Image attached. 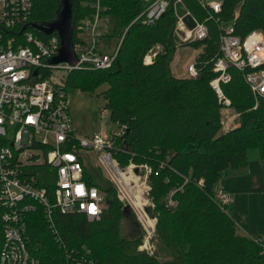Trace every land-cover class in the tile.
Masks as SVG:
<instances>
[{
  "label": "trees",
  "instance_id": "1",
  "mask_svg": "<svg viewBox=\"0 0 264 264\" xmlns=\"http://www.w3.org/2000/svg\"><path fill=\"white\" fill-rule=\"evenodd\" d=\"M63 1L31 0L27 24L53 21ZM151 1L100 0L104 8L100 14L108 19L102 36L116 37L120 44L116 59L105 69L70 70L64 88L66 92L94 90L107 83L101 93L104 108L112 122L126 126L115 141L114 156L122 167L130 162L149 166L153 203L149 213L156 217L152 240L165 258L154 250L152 254L138 250L143 230L135 215H130L125 232V207L116 187L87 164L84 180L104 194L100 216L89 219L84 212L62 213L53 207L51 226L44 209L37 205L26 213L29 251L39 264H75L74 259L93 264H264L259 245L245 233L236 232L227 205L222 206L214 195L215 182L223 172L246 169L248 148L256 147L264 160V96L252 93L242 79L243 72L229 67V80L221 83V93L238 116L234 128L223 130L221 104L208 85L217 76L211 63L223 27L231 25L232 35L239 38L252 31L264 36V0H218V13L202 8L198 0H180L189 15L207 29L205 38L198 41L177 37L176 0H167L160 17L144 24L139 15ZM69 2L76 39V26L95 9L89 0ZM156 46L160 50L146 64L144 57ZM179 46L200 49L195 78H177L170 72L169 64ZM47 72L43 70L45 75ZM195 144L196 148L187 150ZM44 177L48 182L54 179L53 174ZM45 185L50 191L52 186ZM169 194L175 202L171 207L166 205ZM2 242L0 225V249Z\"/></svg>",
  "mask_w": 264,
  "mask_h": 264
},
{
  "label": "built area",
  "instance_id": "2",
  "mask_svg": "<svg viewBox=\"0 0 264 264\" xmlns=\"http://www.w3.org/2000/svg\"><path fill=\"white\" fill-rule=\"evenodd\" d=\"M198 1L202 8L219 12L221 1ZM88 3L95 12L76 26L73 50L77 60L70 65L50 62L59 53L60 38L55 32L45 35L28 25L31 0H0V225L3 231L0 264H39L28 248L26 221V213L37 205L42 206L51 226L53 207L62 213L81 211L89 219L100 216L104 194L84 180L89 150L99 152L100 167L111 177L118 199L123 205L125 202L132 205L136 211L137 223L143 230L138 250L149 254L154 250L152 237L156 217L149 213L153 203L149 197L150 186L146 183L149 166L130 162L122 167L114 156L118 149L115 141L122 137L126 126H118L119 131L109 136L98 133L91 138H77L73 133L64 88L67 73L72 69L112 66L120 45L112 52L102 50L100 41L108 19L100 14L104 9L100 0ZM167 5V0H152L139 16L142 15L144 24H150L160 17ZM223 28L218 36V52L211 63L217 76L211 78L208 85L221 104V126L225 129L226 120L232 121L233 117L222 112L230 109V101L221 93L220 85L229 80V67L243 72L242 79L252 93L264 96V36L252 31L239 38L232 35L231 25ZM174 30L182 41H198L207 35L204 24L195 21L193 30H188L179 17ZM158 50L159 46L152 47L144 62L149 63ZM195 63L186 67L190 78L198 74ZM58 69L63 70L64 75ZM247 69L250 71L245 72ZM43 70L48 71L46 75ZM34 71H37L35 75ZM45 174H53L54 179L46 181ZM45 182L52 186L50 191ZM214 195L222 206L233 200L230 191L222 186L215 188ZM167 199L166 205H174L170 194ZM249 237L264 253V235ZM74 261L75 264H93Z\"/></svg>",
  "mask_w": 264,
  "mask_h": 264
},
{
  "label": "rangeland",
  "instance_id": "3",
  "mask_svg": "<svg viewBox=\"0 0 264 264\" xmlns=\"http://www.w3.org/2000/svg\"><path fill=\"white\" fill-rule=\"evenodd\" d=\"M144 1L147 2L148 0ZM201 1L206 3L209 0ZM116 44V37L106 35L101 37L100 46L105 51L113 50ZM199 51L200 49L195 47L179 46L173 53V59L169 64L170 72L177 78L188 77L186 67L198 60L197 54ZM58 70L61 71V75H64L63 70ZM106 88L107 83H102L94 90H82L80 88L68 90L66 94L67 106L73 133L77 138H91L98 133H105L109 136L112 132L119 131L118 126L109 119L108 111L104 108L105 100L101 93ZM222 112H228L232 116L235 115V112L231 109L222 110ZM194 148H196V144L190 145L187 150ZM86 154L89 157L86 163L88 167L92 170L99 169L102 176L112 182L111 177L108 175V178L100 167L99 152L89 150ZM246 154L248 160L245 170L223 172L215 183L216 188L222 186L225 191H231L233 200L229 201L226 210L235 219L236 232H243L247 236L256 237V235H264V160H260L256 147L248 148ZM140 170L139 172H141ZM146 183L148 184V180ZM139 185L142 187L143 184L139 183ZM134 190H136V187ZM131 206L127 202L124 203L125 214L122 227L125 232L130 221V215L134 214L135 220L139 221L135 209ZM155 244L154 251H157L159 256L164 259L165 255L159 248V244L157 242Z\"/></svg>",
  "mask_w": 264,
  "mask_h": 264
},
{
  "label": "water",
  "instance_id": "4",
  "mask_svg": "<svg viewBox=\"0 0 264 264\" xmlns=\"http://www.w3.org/2000/svg\"><path fill=\"white\" fill-rule=\"evenodd\" d=\"M184 7L185 6L182 4V1H176L173 8L174 16L181 18L182 24L186 27V29L193 30L196 20L193 16L189 15ZM30 26L35 27L45 35L55 32L59 36V53L50 60L51 63L56 64L60 62H67L70 65H74L76 63L77 58L73 50L74 23L69 0L63 1V7L56 19L45 24L32 23ZM36 73L37 71H34V75Z\"/></svg>",
  "mask_w": 264,
  "mask_h": 264
},
{
  "label": "crops",
  "instance_id": "5",
  "mask_svg": "<svg viewBox=\"0 0 264 264\" xmlns=\"http://www.w3.org/2000/svg\"><path fill=\"white\" fill-rule=\"evenodd\" d=\"M150 1V0H149ZM151 62V61H150ZM149 62V63H150ZM233 117V119H232V121L230 120V119H228V120H226V124H227V127H225V130L226 129H232V128H234L235 126H234V124H235V120H236V118H237V114H235V115H233L232 116ZM228 191H230V190H228ZM231 192V191H230ZM233 217V216H232ZM235 220V219H234ZM236 223V222H235Z\"/></svg>",
  "mask_w": 264,
  "mask_h": 264
},
{
  "label": "bare ground",
  "instance_id": "6",
  "mask_svg": "<svg viewBox=\"0 0 264 264\" xmlns=\"http://www.w3.org/2000/svg\"><path fill=\"white\" fill-rule=\"evenodd\" d=\"M123 176H124V178H127L125 174Z\"/></svg>",
  "mask_w": 264,
  "mask_h": 264
}]
</instances>
